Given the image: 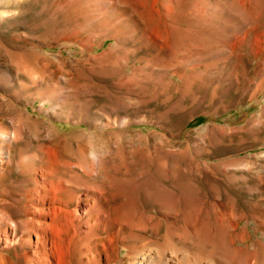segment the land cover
<instances>
[{"label":"rangeland","instance_id":"374dc122","mask_svg":"<svg viewBox=\"0 0 264 264\" xmlns=\"http://www.w3.org/2000/svg\"><path fill=\"white\" fill-rule=\"evenodd\" d=\"M0 130V220L22 248L40 228L53 264H103L111 236L110 264H137L156 219L118 225L128 200L134 222L165 219L193 187L213 222L232 182L239 205L259 196L243 172L264 174V0H0ZM18 245L0 264H38Z\"/></svg>","mask_w":264,"mask_h":264},{"label":"bare ground","instance_id":"6f19581e","mask_svg":"<svg viewBox=\"0 0 264 264\" xmlns=\"http://www.w3.org/2000/svg\"><path fill=\"white\" fill-rule=\"evenodd\" d=\"M6 137L7 134L0 130V142L4 143ZM2 149L3 146L0 148V163L4 161V153ZM7 161H10V159L8 158ZM243 173H246L253 178L250 179V181L252 180L253 182V187H246L247 193L250 195L257 193L259 194L258 198L253 203L246 206L239 205L240 199L238 193L242 192L244 187H240L238 184L232 182V192L229 199L222 205L212 204L211 206V213L214 217L213 222L209 216L207 220H201L198 218L197 214L202 211L201 208L203 207V204L201 205V202L195 198L193 194L194 189H192L193 187H185L183 190L186 201L185 207L181 206L179 209L177 208L178 211H176L172 217H166L165 219L153 218L151 215L147 216L141 213L137 217L139 220L138 223H136L137 221L134 222V218H136V207L134 202H131V200L134 199L128 200L120 208H117V213L115 214L114 219L119 223L118 225H141L145 227L147 222L156 219L152 227L155 240L150 242V244L142 250L130 253L129 256H131L132 260L134 262L138 261L137 264H264V196H262L263 190L260 187V184L264 182V174L255 173L253 168H249ZM50 174L49 176H53ZM258 176L260 177L258 178ZM34 180L37 181L36 176ZM49 188L53 189L52 187ZM59 188L62 187L56 189ZM45 189V185L40 187V191L42 190L45 192ZM40 191H38L36 195ZM148 199H151V197ZM174 201L175 200H166V206L168 207L167 211H172V207L174 208L175 206ZM39 205H41L42 209L37 207L35 210L40 214L44 210V204ZM247 206L250 208H247ZM48 213H50V211H48ZM63 213H65V211H63ZM72 213L75 215L77 214V211H73ZM111 218H113V216ZM10 220H8V222H4L3 219L0 220V259H6V255L4 254L5 251H9L12 247L19 244L21 253L18 254V258H21L25 262H29L31 257H34V254L36 255L35 258L38 260V264H53L50 258V255L53 253V248L46 247L44 237L46 234L44 232L42 233L40 228L35 229V250H37V248L38 250L37 252H30L28 249L25 250L22 248L25 247V245L26 247L29 246L28 241L17 238L15 228L18 226V222L16 223ZM178 223H181V228L177 227ZM55 224L58 223L55 222ZM212 224L214 225V230L211 228ZM162 225L165 226L164 234L163 236H158V232ZM64 242L65 241H63V243ZM112 243L113 239L111 236L100 238L98 250H101L98 251V253L100 254V257L102 256L103 264L104 262L110 264L112 253L118 258L120 248L111 246ZM51 244L53 243L50 242V245ZM110 246L112 248H110ZM41 252L48 255L41 258V256H38ZM66 257L67 255H65L64 258L68 262H65L66 264H69L70 259L68 260ZM76 262L80 264L78 259Z\"/></svg>","mask_w":264,"mask_h":264}]
</instances>
